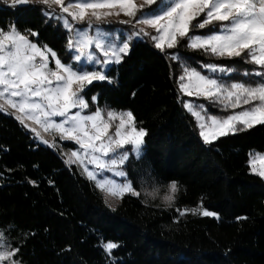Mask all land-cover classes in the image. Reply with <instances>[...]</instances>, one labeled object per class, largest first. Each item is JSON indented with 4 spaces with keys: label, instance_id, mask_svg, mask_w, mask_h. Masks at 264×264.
Returning a JSON list of instances; mask_svg holds the SVG:
<instances>
[{
    "label": "trees",
    "instance_id": "obj_1",
    "mask_svg": "<svg viewBox=\"0 0 264 264\" xmlns=\"http://www.w3.org/2000/svg\"><path fill=\"white\" fill-rule=\"evenodd\" d=\"M26 7L13 10L0 2V29L14 24L70 64L67 30L43 15L42 4ZM176 52L204 74L202 65L234 66L230 79L235 82H246L251 76L242 73L259 68L239 58L188 48L161 52L136 42L120 64L106 71L112 83L88 86L83 95L91 110L131 111L147 130L142 157L127 165L141 195H125L115 210L76 166L38 143L12 114L0 112V231L10 248L19 249V264H264V180L249 168V153L264 152V125L206 145L178 101L181 67L167 57ZM198 101L211 114L230 111ZM172 181L179 191L169 206L142 195L147 189L164 191ZM107 242L119 245L111 256L103 247Z\"/></svg>",
    "mask_w": 264,
    "mask_h": 264
},
{
    "label": "snow or ice",
    "instance_id": "obj_2",
    "mask_svg": "<svg viewBox=\"0 0 264 264\" xmlns=\"http://www.w3.org/2000/svg\"><path fill=\"white\" fill-rule=\"evenodd\" d=\"M4 2L8 3V0ZM30 3L31 0H10L8 6L13 10L26 11ZM39 3L48 9H40L46 18L60 21L68 31L66 48L73 53L71 58L78 67L63 63L54 50L30 40L14 24L7 30L0 29V100L4 101L0 104V112L9 115L7 105L21 113L15 118L43 143L48 141L43 140L25 120L33 121L46 132L58 133L62 140H73L82 152L73 151L72 156L76 159L69 158L66 163L71 165L80 161L84 164L87 160L96 169L91 171L84 165L88 178L101 191L118 199H123L125 194L141 195L133 187L124 166L130 156L136 160L142 157L147 130L136 126L131 111H109L107 119L99 108L86 114L89 103L81 93L94 81L112 83L106 68L122 62L134 38L148 37L161 52L165 48H188L217 58H241L243 63H253L264 69V0H160L159 4L157 0H142L140 4L136 0H68L67 4L65 0H39ZM153 4L157 7L143 10ZM53 6H58L60 12L57 13ZM137 12H140L138 18ZM89 13L96 22L95 26L93 19H87L85 27L76 28L75 24L85 22ZM121 14L130 19L118 23L130 25L131 31L105 30L99 26L107 17ZM201 16L204 17L202 20L199 19ZM213 22H220L218 29L206 34L196 32ZM138 25L145 27L138 28ZM146 28L154 29L156 35ZM25 31L34 37L39 35L31 29ZM181 40L186 43L182 45ZM167 57L178 62L182 69L177 82L179 91L185 96L221 104L224 110L258 102L225 118L211 113L205 118L202 112H207L206 105L184 101L186 111L197 120L204 143L212 144L219 137L264 125V71L246 70L242 73L245 77L259 78L254 83L226 82L220 76H209L190 67L179 52L168 53ZM86 65H91V69ZM202 67L223 76L236 72L234 66L207 64ZM92 102L96 103L97 97L93 96ZM73 109L77 111L73 112ZM56 117L62 119L57 121ZM112 120H119V124L110 135ZM257 161L259 171L256 169ZM249 162L253 174L264 178V154L250 152ZM168 188L171 194L165 200L171 203L179 191L177 182H170ZM202 215L216 216L210 211H203ZM103 247L111 256L112 250L119 245L107 242ZM18 252V248L8 246L3 231H0V264H5V261L7 264H19Z\"/></svg>",
    "mask_w": 264,
    "mask_h": 264
},
{
    "label": "rangeland",
    "instance_id": "obj_3",
    "mask_svg": "<svg viewBox=\"0 0 264 264\" xmlns=\"http://www.w3.org/2000/svg\"><path fill=\"white\" fill-rule=\"evenodd\" d=\"M0 2L5 3L4 0H0ZM67 2H68V0H65V4H67ZM136 2H137V4H140V3H142V0H136ZM159 2H160V0H157V4H159ZM9 3H10V0H8V3H7V4H9ZM34 3H39V0H31V3H30V4H34ZM157 4H153V5H151V6L145 7V9H143V10H144V11H148L150 8H156V7H157ZM43 7L45 8V10H48V9L46 8V6L43 5ZM53 7L55 8V11H56L57 13L60 12V9H59L58 6H53ZM49 11H50V10H49ZM63 15L67 16L66 13H64ZM139 16H140V12H137V18H138ZM203 18H204L203 16L199 17V19H201V20H202ZM87 19H93V23H94V26H95L96 22H95L94 18L91 17V15H90V13H89V16L86 17L85 22L75 24V27H76V28H83V27H85V24H86ZM129 19H130L129 17L124 16L123 14H121L120 16H115V15H113V16L107 17L106 20L102 21V22L100 23L99 26L102 27V28H104L105 30L121 29V30H123L124 32H128V31H131L130 25L120 24V23H118V21H120V20H129ZM69 20L71 21V17H69ZM56 21L61 25V22H60V21H58V20H56ZM194 23H195V21H194ZM224 23H227V22H224ZM219 26H220V22H213V24H209V25H207L204 29H197L196 32L199 33V34H206V33H209L210 31H212L214 28L218 29ZM137 27H138V28H143V27H145V26H144V25H138ZM64 29H65V28H64ZM65 30H66V29H65ZM146 31H148V32L151 33L152 35H156L154 29L146 28ZM67 32H68V31H67ZM191 34H192V33H190V35H191ZM27 36H28V38H29L30 40H32L31 37H30L29 35H27ZM68 36H69V33H68ZM32 41H33V40H32ZM181 41H183V40H181ZM34 42H35V41H34ZM136 42H145V43H148L149 45H151V46L154 47V42H153L152 40H150L148 37H143V39H136V38H134V39L131 41V44H130V50H131L132 46H133ZM154 48H155V47H154ZM156 49H157V48H156ZM174 49H175V48H174ZM174 49H167V48H165V51H164V52L171 51V50H174ZM157 50H159V49H157ZM159 51H160V50H159ZM129 52H130V51H129ZM71 53H72V52H71ZM72 55H73V53H72ZM97 55H99V53H97ZM244 55L246 56V55H247V52H245ZM49 59L51 60V57H49ZM225 59H227V58H225ZM233 59H234V58H233ZM239 59H241V58H239ZM61 61H62V60H61ZM62 62H63V61H62ZM63 63H64V62H63ZM70 64H72V66H73L74 68L78 67V65H77L73 60H72V62H71ZM113 65H116V64H110V65H108L107 68H106V71H107L111 66H113ZM253 65H254L256 68L259 67V66L256 65V64H253ZM50 67H54V64H50ZM86 67H88L89 69H91L92 66H91V65H86ZM257 71H264V69H260V67H259V68L257 69ZM181 72H182V69H181L180 72L177 74V77H178L179 75H181ZM207 72H208V73H207L206 75L213 76V77H215V76H220V77H222V79H223L224 81H226V82H235V80L230 79V76H223V74H220V73H212V72H210V71H208V70H207ZM203 74H204V73H203ZM258 79H259V78H257V77H255L254 79H252V76H251V77H249V78L247 79L246 82H253V83H254V82H255L256 80H258ZM94 82H96V81H94ZM177 84H178V83H177ZM88 86H90V85H88ZM88 86H87V87H88ZM87 87H86V88H87ZM86 88H85V89H86ZM178 88H179V87H178ZM85 89H84V90H85ZM179 92H180V91H179ZM81 95L84 96V95H83V92L81 93ZM85 99H86V98H85ZM202 99H203V98H199V99H198V98H196V97H188V96L183 95V93L180 92V101H181V104H182V106H183V108H184L185 111H186V109H185L184 104H183L184 101H189V100H191L193 103H196V104H203V103H201V102L198 101V100H202ZM3 103H4V101H3V100H0V104H3ZM254 103H258V102H253V103H250V104H245V105H243V107L241 106V107H238V108H236V109H231V108H230V109H229V110H230L229 113H228V114H225V115H222V116L215 115V114H213V115L217 116L218 118H225V117H227L228 115H230L232 112H240V111H242L243 109H248V108L253 107V104H254ZM204 105H205V104H204ZM5 107L7 108L8 113L12 114L14 117H16V116H18V115H21V113L17 112L15 109H13V108H11V107H9V106H7V105H5ZM206 107H207V112H202V115L205 116V118H207V115L209 114V113H208V109H209L208 105H206ZM99 109L102 110L105 119H107V113H108L109 111H115L116 113L128 112V110H113V109H108V108H99ZM220 110H224V109H223V106H222V108H220ZM227 110H228V109H227ZM72 111L75 112V111H77V109H73ZM94 111H95V110H91V109H90V105H89L88 109L85 110V113H86V114H90V113H93ZM186 112H187L189 115H191L188 111H186ZM191 117L193 118L194 123H195V126H196V128H197V130H198V132H199V128H198L197 120H196L192 115H191ZM55 119H56L57 121H59V120H61L62 118H60V117H56ZM25 123L28 124V125L30 126V128H35L36 131L40 133V137H42L43 140L48 141V143H43V142H41V139L38 138L34 132L31 131V132L33 133L34 138L36 139V141H37L38 143H40L41 145L47 146V147H49V148H51V149L57 151L58 154L61 155V157H63V159H64L65 161H67L69 158H71V159H73V160L76 159L75 157L72 156V152H73V151H81V152H82V150L80 149L79 145L76 144L73 140H70V139H63V140H62V139H60V136H59L58 133H55V132H53V131H47V132H46V131H44V129H43L42 127H40V125L34 123V122L31 121V120H25ZM110 123H111V127H110V129H109V134L111 135L112 133L115 132L116 127H117V125L119 124V120H112ZM136 126H137L138 128H141V127H139V126L137 125V123H136ZM28 129H29V128H28ZM228 136H229V135H228ZM200 137H201V136H200ZM223 137H226V136H223ZM223 137H219L218 139H216L215 141H213V143L216 142L217 140H219L220 138H223ZM201 139H202V137H201ZM144 140H145V138H144ZM202 141H203V139H202ZM203 142H204V141H203ZM65 143H72V144H74V146H73V147L65 146V145H64ZM205 144H206V143H205ZM50 145H54V146H50ZM144 145H145V143H144ZM144 145H143V150H144ZM206 145H210V144H206ZM255 153L264 154V152L253 151V154H254V155H255ZM131 159H135V158L130 156L129 161H130ZM128 163H129V162H128ZM128 163L124 166V167L126 168V170H127V165H128ZM71 165L76 166L77 169H78V171L80 172V174H81L84 178H86L87 180L93 182V184L96 186L95 182H94L92 179H89V178H88V175L86 174V172H85V170H84V165H87V167H88L91 171H96V169H95L91 164H88L87 160L84 161V164H81L80 161H77L76 163H72ZM251 167H252V166L250 165V162H249L250 172L253 174V172L251 171ZM256 169H257V171L260 170V164H259L258 161L256 162ZM127 172H128V171H127ZM105 175H110V173H105ZM254 175H257V174H254ZM257 176H259V175H257ZM128 177H129V175H128ZM259 177H260V176H259ZM117 179L119 180L120 178H117ZM262 179L264 180V178H262ZM97 188H98V187H97ZM98 189H99V188H98ZM99 191L103 194V197H104V201H105L106 206H107L109 209H111V210H115V209L118 207V205L120 204L121 199H118V198H116V197H113V196H111V195H109V194H107V193L101 191L100 189H99ZM170 194H171V193H170V191H169V188H167V189L164 190V191H162V190H156V189H150V190L147 189V190H144V191L142 192V195L144 196V198H145L146 200H148V201L158 200V201L161 202V204H163V205H165V206H169V205L172 204V202L169 203L168 201L165 200V197L168 196V195H170ZM125 195H131V194H125ZM125 195H124V196H125ZM186 213H187L186 211H182V212H181L182 215H184V214H186ZM7 244H8V243H7ZM104 244H105V243H103V245H104ZM8 246H9V245H8ZM5 264H7V261H5Z\"/></svg>",
    "mask_w": 264,
    "mask_h": 264
}]
</instances>
